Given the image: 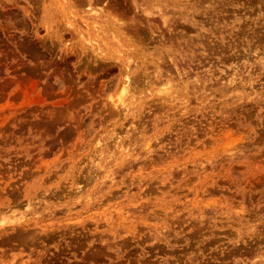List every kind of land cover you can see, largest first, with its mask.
<instances>
[{"label":"rangeland","instance_id":"1","mask_svg":"<svg viewBox=\"0 0 264 264\" xmlns=\"http://www.w3.org/2000/svg\"><path fill=\"white\" fill-rule=\"evenodd\" d=\"M79 1L0 0V264H264V0Z\"/></svg>","mask_w":264,"mask_h":264},{"label":"bare ground","instance_id":"2","mask_svg":"<svg viewBox=\"0 0 264 264\" xmlns=\"http://www.w3.org/2000/svg\"><path fill=\"white\" fill-rule=\"evenodd\" d=\"M80 1H81V0H80ZM80 1H79V2H80ZM94 1H95V0H94ZM96 1H97V0H96ZM98 1H99V0H98ZM98 1H97V2H98ZM202 1H203V0H202ZM204 1H205V0H204ZM65 2H66V1H65ZM65 2H64V3H65ZM74 2H75V1H74ZM88 2H89V1H88ZM186 2H187V1H186ZM193 2H194V1H193ZM197 2H198V1H197ZM208 2H209V0H208ZM70 3H71V2H70ZM84 3H85V2H83V4H84ZM93 3H94V2H93ZM78 4H79V3H78ZM87 4H88V3H87ZM87 4H86V5H87ZM95 4H96V3H95ZM64 5H65V4H64ZM66 5H67V4H66ZM88 5H91V3L88 4ZM88 5H87V6H88ZM92 5H93V4H92ZM186 5H187V4H186ZM201 5H202V4H201ZM203 5H204V4H203ZM104 6H105V4H104ZM106 6L109 7V4H107ZM61 7H62V6H61ZM84 10H85V9H84ZM90 10H91V9H90ZM65 11H66V10H65ZM62 12H63V9H62ZM63 13H64V12H63ZM85 13H87V12H85ZM88 13H90V12H88ZM184 15H185V14H184ZM84 17H85V16H84ZM110 17H111V16H110ZM182 17H183V16H182ZM191 17H192V16H191ZM86 18H87V17H86ZM100 18H101V17H100ZM163 18H164V17H163ZM87 19H88V18H87ZM96 19H97V18H96ZM113 19H114V17H113ZM117 19H118V18H117ZM115 20H116V19H115ZM185 20H186V19H185ZM92 21H93V20H92ZM101 21H102V20H101ZM107 21H108V20H107ZM107 21H106V22H107ZM109 21H110V20H109ZM116 21H117V20H116ZM119 21H120V19L118 20V22H119ZM174 21H175V20H174ZM95 22H96V20H95ZM97 22H99V21H97ZM97 22H96V23H97ZM84 23H85V22H84ZM86 23H88V22H86ZM93 23H94V22H93ZM101 23H102V22H101ZM103 23H104V22H103ZM107 23H108V22H107ZM112 23H113V22H112ZM89 24H90V23H89ZM91 24H92V23H91ZM109 24H110V23H109ZM99 25H100V24H99ZM102 25H104V24H102ZM105 26H106V25H105ZM108 26H110V25H108ZM111 26H112V25H111ZM113 26H114V25H113ZM125 26H126V24H125ZM90 27H91V26H90ZM96 27H97V26H96ZM100 27H101V26H99V28H100ZM121 27H123V26H121ZM183 27H184V26H183ZM93 28H94V27H93ZM102 28H104V27L102 26ZM115 28H116V27H115ZM117 28H118V27H117ZM184 28H185V27H184ZM104 29H106V28H104ZM109 29H110V28H109ZM85 30H86V29H85ZM100 30L104 31V30L101 29V28H100ZM100 30H98V31H100ZM115 30H116V29H115ZM117 30H118V29H117ZM123 30H125V29L123 28ZM123 30L121 29V31H123ZM73 31H74V30H73ZM86 31H87V30H86ZM113 31H114V30H113ZM113 31H112V32H113ZM121 31H120V32H121ZM125 31H126V30H125ZM108 32H109V31H108ZM112 32H111V33H112ZM123 32H124V31H123ZM97 33H98V32H97ZM105 33H106V32H105ZM90 34H91V32H90ZM103 34H104V33H103ZM109 34H110V33H109ZM112 34H113V33H112ZM115 34H116V33H115ZM115 34H114V35H115ZM121 34H122V33H121ZM94 35H95V32H94ZM101 35H102V34H101ZM101 35H100V36H101ZM114 35H113V36H114ZM105 36H106V35H105ZM105 36H104V37H105ZM116 36H117V35H116ZM98 37H99V35H98ZM114 37H115V36H114ZM119 37H120V36H119ZM126 37H127V36H126ZM126 37H125V38H126ZM112 38H113V37H112ZM122 38H124V37H122ZM99 39H100V38H99ZM115 39H116V38H115ZM126 39H128V38H126ZM118 40H119V38H118ZM104 41H105V40H104ZM228 41H229V40H228ZM112 42H113V41H112ZM121 42H122V41H121ZM125 42H126V41H125ZM110 44H111V43H110ZM120 45H121V44H120ZM122 45H123V43H122ZM226 45H227V44H226ZM123 46H124V45H123ZM228 46H229V44H228ZM233 46H234V44H233ZM210 48H211V47H210ZM228 48H230V46H229ZM213 49H214V48H213ZM215 49H216V48H215ZM224 50H225V48H224ZM127 51H128V50H127ZM208 51H209V50H208ZM220 51H221V50H220ZM225 51H226V50H225ZM237 51H238V50H237ZM228 52H229V51H228ZM102 53H103V52H102ZM125 53H126V52H125ZM127 53H128V52H127ZM127 53H126V54H127ZM238 53H239V52H238ZM238 53H237V54H238ZM129 54H130V53H129ZM234 54H235V53H234ZM101 56H102V55H101ZM107 56H109V55H107ZM105 57H106V56H105ZM109 57H110V56H109ZM110 58H111V57H110ZM231 58H232V57H231ZM106 59H107V57H106ZM199 59H201V58H199ZM107 60H108V59H107ZM171 60H172V59H171ZM80 61H81V60H80ZM94 61H95V60H94ZM96 61H97V60H96ZM108 61H109V60H108ZM113 61H114V60H113ZM113 61H112V62H113ZM109 62H110V61H109ZM115 63H116V61L114 62V64H115ZM116 64H117V63H116ZM116 64H115V65H116ZM83 65H84V64H83ZM110 65H111V64H110ZM110 65H109V66H110ZM87 66H88V65H87ZM89 66H90V65H89ZM92 66H93V65H92ZM96 66H97V65H96ZM98 66H99V65H98ZM94 68H95V67H94ZM133 69H135V68H133ZM141 74H143V73L141 72ZM141 74H140V75H141ZM138 75H139V74H138ZM135 77H136L137 79L134 78L133 80H134V81H137V80H138V77H137V76H135ZM130 79H131V78H130ZM130 79L128 78V75L125 74V76L123 77V80H121V83H120V84H121L120 87H119L120 92H122V91L126 88L128 81L131 83V80H132V79H131V80H130ZM135 79H136V80H135ZM139 79H140V76H139ZM130 83H129L128 85H130ZM136 83H137V82H134V87H135L136 85H137V86L139 85V84H138L139 82H138L137 84H136ZM195 83H196V82H195ZM197 84H198V83H197ZM131 85L133 86V83H132ZM199 85H200V83H199ZM199 85H198V86H199ZM137 86H136V88H138ZM129 87H130V86H129ZM129 87H128V88H129ZM130 89H131V88H130ZM169 89H170V88H169ZM169 89H168V90H169ZM127 90H128V89H127ZM132 90H133V89H132ZM168 90H167V91H168ZM124 91H125V90H124ZM128 91H129V90H128ZM130 91H131V90H130ZM44 92H46V90H45ZM125 92H126V91H125ZM129 93H130V92H128V94H129ZM162 93H163V92H162ZM120 94H122V93H120ZM120 94H119V95H120ZM109 96H110V95H109ZM120 96H121V95H120ZM109 99H111V97H110ZM118 99H119L120 108H121V107H122V108H125V109L128 108V107H127V104L124 103L125 100H124L123 98H120V97H119ZM111 101H112V100H110V102H111ZM117 101H118V100H117ZM110 102H108V103H110ZM115 105H116V104H115ZM118 106H119V105H118V102H117L116 109H117ZM112 107H113V106H112ZM113 108H115V107H113ZM120 108H119V109H120ZM237 184H238V183H237ZM238 190H239V189H238ZM40 201H41V200H40ZM38 204H39V203H38ZM36 208H37V207H36ZM260 233H261V232H260ZM257 236H258V235H257ZM262 236H263V235H262ZM258 237H259V236H258ZM261 238H262V237H261ZM258 260H259V259H258ZM259 261H260V260H259ZM249 264H250V263H249ZM260 264H261V263H260Z\"/></svg>","mask_w":264,"mask_h":264}]
</instances>
